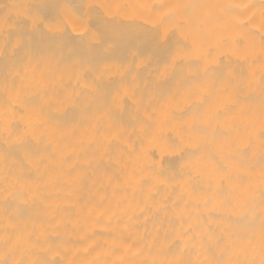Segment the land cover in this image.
Wrapping results in <instances>:
<instances>
[{"label":"bare ground","instance_id":"6f19581e","mask_svg":"<svg viewBox=\"0 0 264 264\" xmlns=\"http://www.w3.org/2000/svg\"><path fill=\"white\" fill-rule=\"evenodd\" d=\"M0 264H264V0H0Z\"/></svg>","mask_w":264,"mask_h":264}]
</instances>
